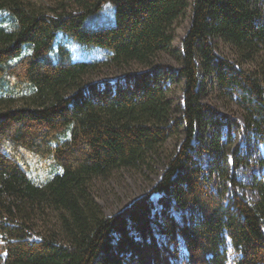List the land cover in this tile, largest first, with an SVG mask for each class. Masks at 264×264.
<instances>
[{"label": "trees", "instance_id": "1", "mask_svg": "<svg viewBox=\"0 0 264 264\" xmlns=\"http://www.w3.org/2000/svg\"><path fill=\"white\" fill-rule=\"evenodd\" d=\"M258 2L193 0L181 66L174 68L154 60L171 46L173 24L187 0H46L44 10L26 0H0L3 264H176L180 240L187 264H228V246L232 264H264V156L262 176L253 184L258 199L250 202L236 178L247 160L236 150L227 159L221 150L222 129L229 134L241 126L201 101L205 79L214 77L264 147V18ZM107 4L113 7L109 21L101 16ZM88 20L97 24L94 30L85 28ZM68 36L102 47L105 60L139 62L145 69L114 86L90 82L85 77L97 70L98 51L91 61H76L84 54L68 48ZM214 39L227 43L236 59L217 54ZM247 61L256 67L238 66ZM172 79L183 86L179 116L172 115ZM4 99L24 103L5 105ZM205 129L214 150L207 176L193 155V139ZM179 132L183 140L153 188L118 213L103 214L87 179L146 162ZM48 158L53 169L40 182L28 161ZM212 174L228 191L227 202L210 188ZM153 193L159 195L160 220L152 215ZM188 205L192 222L179 223L170 210ZM46 208L63 211L60 227L28 240L27 229Z\"/></svg>", "mask_w": 264, "mask_h": 264}, {"label": "rangeland", "instance_id": "2", "mask_svg": "<svg viewBox=\"0 0 264 264\" xmlns=\"http://www.w3.org/2000/svg\"><path fill=\"white\" fill-rule=\"evenodd\" d=\"M36 9H46V0H26ZM188 7L185 13L177 19L173 24L174 38L168 50L162 51L155 58L156 64L178 68L181 66V41L191 21L192 1L187 0ZM259 9L261 10L262 19L264 18V0H259ZM112 6L107 4L101 12L103 20H111L113 15ZM94 21H86L85 28L94 30ZM67 46L73 49L76 56V50H81L84 54L80 59L91 61L93 52H100L94 54L98 60V68L85 77L90 82L109 81L114 86L116 83H123V78L127 73L142 71L145 66L139 62H131L125 64H117L112 60H105V49L102 47H94L77 41H73L69 36L67 37ZM59 37L57 38V40ZM216 42V52L219 55L227 56L230 60L236 59V54L227 43L219 39H214ZM71 50V51H73ZM263 53V52H262ZM260 52V55H263ZM261 59V56H260ZM262 60H264L262 56ZM257 64L253 61L240 63V67L245 69L255 68ZM169 85V95L172 97V115L179 116L182 105V82L171 80ZM201 101L220 114L228 115L241 126L240 130H233L229 134L223 128L221 135V150L225 153L227 159L231 157L233 150L241 154L247 160V163L239 166L236 172V178L242 183L240 192L244 194L247 200L255 202L258 199V192L253 186L254 181L262 176L263 167L260 164L261 158L264 156V147L251 132L245 129L244 110L229 97H224L215 84L214 77H208L203 84V91L201 93ZM5 105L12 104L19 106L24 103V100H8L4 99ZM3 104V105H4ZM212 137L211 131L205 129L204 132L197 131V136L193 139V155L197 163L203 168V172L207 176L211 163L214 157V150L210 146V139ZM183 140V133L179 132L177 135L170 136L163 144L158 145L151 154L146 158V162L137 165L136 167H122L112 170L108 175L93 176L86 181V188L89 195L97 203L98 207L105 215H113L130 205L135 199L147 194L153 186L160 180L164 172L167 162L170 157L177 151ZM31 170L36 175V178L43 182L53 169L51 159H46L44 162H38L37 159H29L28 161ZM36 171V172H35ZM208 184L210 188L221 196L224 202L229 199V193L224 188L220 178L217 174L209 176ZM152 201V215L153 218L160 220L162 214V207L159 203V195L153 193L150 197ZM61 210L46 208L45 212L37 216L32 224L31 229H27L28 240L38 241L40 236L50 230H57L60 226ZM171 215L179 222H192V215L194 214L193 207L188 205L186 207H172ZM5 236L0 232V244L4 243ZM163 243H167L164 237H160ZM172 247V246H170ZM5 254L0 255V264L4 263ZM235 254L230 246L227 247L228 264H232ZM176 264H187V251L183 242L180 240L178 245V258L175 260Z\"/></svg>", "mask_w": 264, "mask_h": 264}]
</instances>
